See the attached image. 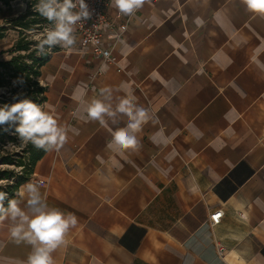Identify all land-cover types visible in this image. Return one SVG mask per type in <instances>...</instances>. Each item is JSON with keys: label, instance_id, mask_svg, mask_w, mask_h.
Returning <instances> with one entry per match:
<instances>
[{"label": "crops", "instance_id": "obj_1", "mask_svg": "<svg viewBox=\"0 0 264 264\" xmlns=\"http://www.w3.org/2000/svg\"><path fill=\"white\" fill-rule=\"evenodd\" d=\"M106 15L117 64L76 39L42 66L40 106L70 130L14 197L27 211L32 182L77 218L55 264H264V15L242 0H146L133 15L110 2ZM81 88L87 101L112 89L113 107L131 94L148 111L137 151L107 147L128 118L87 120ZM10 227L0 220V264H27L32 246Z\"/></svg>", "mask_w": 264, "mask_h": 264}, {"label": "clouds", "instance_id": "obj_2", "mask_svg": "<svg viewBox=\"0 0 264 264\" xmlns=\"http://www.w3.org/2000/svg\"><path fill=\"white\" fill-rule=\"evenodd\" d=\"M120 15H133L143 7L146 0H111ZM150 2V0H148ZM250 12L264 15V0H242ZM34 10L53 23V27L46 29L42 37H37L38 54H45V46L51 51L53 46L71 48L76 43L75 26L78 22L91 18V12L85 0H39ZM107 55V53H106ZM23 83L22 79L19 81ZM15 83V82H14ZM84 89H77L73 99L83 105V111L89 121H98L107 127L109 118L115 124L117 114L128 118L125 127L111 131L112 139L107 147L117 146L120 152L126 150L137 151L140 141L137 133L142 130L150 117L148 111L135 103L131 94L119 98L115 107L111 103L112 89H100V98L90 101L84 99ZM80 109L78 108V111ZM15 125V133L22 144L31 143L37 149L59 151L67 142L69 127L58 122L56 116L45 111L30 99H22L13 104L0 107V125ZM12 147L11 143L8 145ZM21 194L27 197V211L19 206V201L9 199L7 207L4 201L8 193L0 191V220L11 221L9 229L11 237L16 243H27L32 246V252L27 264H55L52 253L61 245L66 244V234L75 227L77 218L69 213L65 214L58 208H50L40 192V186L27 182L21 189Z\"/></svg>", "mask_w": 264, "mask_h": 264}, {"label": "trees", "instance_id": "obj_3", "mask_svg": "<svg viewBox=\"0 0 264 264\" xmlns=\"http://www.w3.org/2000/svg\"><path fill=\"white\" fill-rule=\"evenodd\" d=\"M14 0H0V3H3L6 6H10L11 2ZM38 0H33L31 2V6L26 10V12L18 16L17 18L13 19L15 27L21 31L22 37L18 40L17 45L14 47L16 52H23L26 51L28 53L18 54L12 56L9 60H1L0 59V87H4L8 84V78H18L22 79L26 90L25 96L21 95L18 100L22 99H30L34 103L38 105H42L45 100V87L40 85V76H41V68L42 66L50 59V53L45 52V54H40L37 56V51L32 50L30 51L29 42L26 40V32L33 31L37 27H44L45 25H52L53 23L48 21L45 17L41 16L38 11H35L32 8L33 5L37 4ZM4 29L0 26V38L4 37ZM14 53V52H11ZM31 58L32 64H27L24 59ZM2 106L5 104H9V99H2L0 101ZM0 106V107H2ZM6 128L8 129H15L14 125H0V143L3 141L5 142L7 139L13 140L14 138L10 136ZM47 151L44 149H37L31 143L26 145V154L27 158H21L19 161H16V165L21 167L24 171L21 172L17 176V181L10 186L9 195L6 203V207L8 204L9 199H14L15 193L18 191L19 185L27 180L33 172V168L37 161L41 159ZM3 164H12L13 158L7 155L2 158ZM13 172H9L7 170L1 172L0 171V178L2 176H11Z\"/></svg>", "mask_w": 264, "mask_h": 264}, {"label": "rangeland", "instance_id": "obj_4", "mask_svg": "<svg viewBox=\"0 0 264 264\" xmlns=\"http://www.w3.org/2000/svg\"><path fill=\"white\" fill-rule=\"evenodd\" d=\"M31 2L33 0H14L11 2V5L8 7L3 3H0V26L4 29V37L0 38V59L1 60H9L12 56L18 54H26L28 52H16L15 46L17 45L18 40L22 37L21 31L17 27H15L13 19L18 16L23 15L26 10L31 6ZM39 0L37 1V4ZM36 5V4H35ZM32 8H34V6ZM54 25H45L44 27H37L33 31L26 32V40L29 42L30 51L36 50L37 56L38 54L37 37H42L45 33L46 29L52 28ZM59 45L53 46L51 51H48V46H45V52L52 53L55 49L59 48ZM14 52V53H11ZM24 61L31 65L32 59L25 58ZM20 79L18 78H8V84L4 87H0V101L2 99H9L10 104L18 102V98L22 95L25 96L26 87L24 84H21ZM15 82V83H14ZM0 106L2 103L0 102ZM15 128V125H14ZM7 133L12 136L14 139H7L5 142L0 143V171L3 172L5 170L9 172H13L11 176H2L0 178V191H5L9 193L10 186L17 181V176L24 170L21 167L16 165V161H19L21 158H27L26 154V145L22 144L18 138V135L15 133V129L6 128ZM14 146L9 147V144ZM11 156L13 158L12 164H3L2 158L4 156ZM9 195V194H8Z\"/></svg>", "mask_w": 264, "mask_h": 264}, {"label": "built area", "instance_id": "obj_5", "mask_svg": "<svg viewBox=\"0 0 264 264\" xmlns=\"http://www.w3.org/2000/svg\"><path fill=\"white\" fill-rule=\"evenodd\" d=\"M110 2L111 0H85V3L88 5L89 11L91 12V18L86 21L78 22L75 26L74 35L83 46L91 47L97 57L107 63L117 64L119 60L117 56L114 55L112 49L104 46L105 36L103 33V26L110 24L106 15V9ZM16 194L17 192L15 195ZM6 203L7 200L4 201L5 207ZM223 215L224 212L222 209L215 211L210 216L211 223L213 225H218L221 222ZM220 250L222 253L224 248L220 246Z\"/></svg>", "mask_w": 264, "mask_h": 264}]
</instances>
